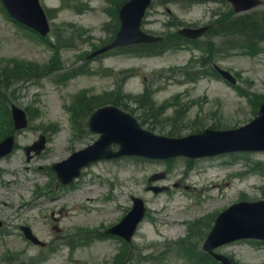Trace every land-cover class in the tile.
<instances>
[{"label": "rangeland", "instance_id": "obj_1", "mask_svg": "<svg viewBox=\"0 0 264 264\" xmlns=\"http://www.w3.org/2000/svg\"><path fill=\"white\" fill-rule=\"evenodd\" d=\"M41 2L46 8L56 10L50 19L53 28L50 41L57 43L60 36L68 38L70 35L75 39L73 46L59 53L61 61L58 68H52L51 75L21 81L6 90L0 85V95L7 108L17 105L30 116L28 129L17 133L20 148L0 163V264L5 254L12 258L10 264H35L31 258L40 260L41 256L44 257L42 264H113V258L123 249L115 239L91 233L95 241L75 250L61 241L64 236L79 233L80 229L103 232L116 225L128 213L132 196L145 199L152 211L136 237L138 249L130 254L128 264H198L188 255L186 244L175 242L189 236L192 222L204 220L205 228L213 223L215 213L242 199H264V174L255 172L258 162L264 166V153L192 163L186 159L165 163L130 158L105 162L86 171L72 189L59 188L49 167L97 139L82 124L75 130L70 122L68 107L76 95L89 97L96 106L127 101L147 126L161 135L174 131L185 136L214 124L220 130L242 127L257 115L256 106L251 105L248 98L264 94V49L250 55L217 47L220 52L210 57L212 63L207 67L199 65L204 58L203 51L194 46L150 58L114 52L87 60L89 54L108 44L114 35L112 27H105L112 20L111 3L84 0L87 6L82 8L77 0ZM77 4L79 9L74 7ZM229 9L225 3L188 7L185 3L163 4L161 0H154L143 30L153 35L167 34L180 27L172 25L174 17L186 24L200 25L209 23L213 12L228 13ZM256 12L263 13L264 6ZM204 41L198 43L204 44ZM52 55L53 49L46 42L19 28L0 9V70L12 59L47 66ZM213 64L233 73L238 79L236 87L214 77ZM60 66L65 69L61 71ZM199 69L209 72L194 81L188 78L187 73ZM74 72L77 74L71 77ZM64 73L67 81H58L57 77ZM127 73H133L131 78ZM126 78L130 79L125 84ZM146 87L152 93L150 101L137 95ZM51 123L57 124L56 131L50 127ZM41 134L48 137V146L41 155L27 162L23 149L37 141ZM158 173H165V179L148 183L149 178ZM150 187H168L169 190L155 195ZM211 194L217 198H211ZM56 196L59 198L53 200ZM178 199H181L180 204H174ZM31 203L37 205L30 209L26 205ZM157 209L163 210L161 216L156 215ZM176 220L185 222L183 230L159 232L165 223ZM22 223H27L47 242L46 250L30 246L24 240L18 231ZM202 234L199 231L190 237L195 251L202 242ZM219 252L239 264H264V246L252 242H238ZM147 257L150 259L143 261Z\"/></svg>", "mask_w": 264, "mask_h": 264}, {"label": "water", "instance_id": "obj_2", "mask_svg": "<svg viewBox=\"0 0 264 264\" xmlns=\"http://www.w3.org/2000/svg\"><path fill=\"white\" fill-rule=\"evenodd\" d=\"M8 10L18 19L42 30L44 33L48 31L46 18L41 10L38 0H3ZM134 4L142 6L138 9L132 19H128L127 25L120 34L118 40L114 44L123 45L138 41H150L139 32V22L142 17L144 8L148 4V0H133ZM234 3L236 11L249 9L258 4L256 0H230ZM134 6L130 7V11ZM264 116V113H263ZM15 117L20 122V127L25 125V117L21 111L15 110ZM91 127L101 133V140L93 147L83 152L81 155L70 159L63 165L56 166L59 178L63 182L74 179L78 176L80 170L104 158L113 156H121L125 154L144 155L148 157L177 156L186 155L190 157H202L212 155L229 150H264V146H248L243 143L234 145L212 146L206 141L205 135L197 136L193 141L188 139L190 143L183 144L182 141L176 142V146L151 141L154 137L151 134L141 131L135 122L128 116L124 115L117 108H105L97 112L91 119ZM171 142V141H168ZM112 144H118L121 147L120 152L113 154L111 151ZM12 139L0 146V157L9 153L12 149ZM140 207V209H139ZM141 205L138 204L136 211L127 219V221L118 228L119 233L125 234L127 237L131 235L136 223L142 217ZM231 214H238V207L231 211ZM241 216H239L240 219ZM237 217L230 218L227 223L229 235L225 240L242 236L243 232L237 228Z\"/></svg>", "mask_w": 264, "mask_h": 264}, {"label": "trees", "instance_id": "obj_3", "mask_svg": "<svg viewBox=\"0 0 264 264\" xmlns=\"http://www.w3.org/2000/svg\"><path fill=\"white\" fill-rule=\"evenodd\" d=\"M254 26L255 24L249 22L240 24V28H242L244 32L248 33L249 35H251L253 32H256V28H254Z\"/></svg>", "mask_w": 264, "mask_h": 264}, {"label": "bare ground", "instance_id": "obj_4", "mask_svg": "<svg viewBox=\"0 0 264 264\" xmlns=\"http://www.w3.org/2000/svg\"><path fill=\"white\" fill-rule=\"evenodd\" d=\"M178 227H180V225H178V224H175V223H173V224H167L166 226H164V232H170V231H174V230H176Z\"/></svg>", "mask_w": 264, "mask_h": 264}]
</instances>
